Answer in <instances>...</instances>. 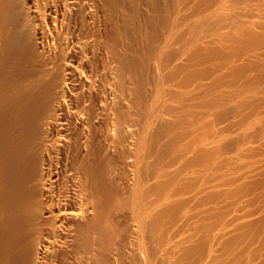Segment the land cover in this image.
I'll return each mask as SVG.
<instances>
[{
  "label": "bare ground",
  "instance_id": "obj_1",
  "mask_svg": "<svg viewBox=\"0 0 264 264\" xmlns=\"http://www.w3.org/2000/svg\"><path fill=\"white\" fill-rule=\"evenodd\" d=\"M0 264H264V0H0Z\"/></svg>",
  "mask_w": 264,
  "mask_h": 264
}]
</instances>
